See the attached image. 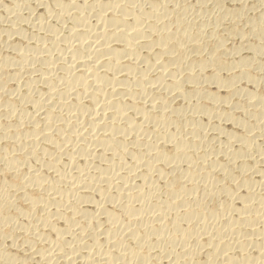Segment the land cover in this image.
<instances>
[{"label":"bare ground","instance_id":"obj_1","mask_svg":"<svg viewBox=\"0 0 264 264\" xmlns=\"http://www.w3.org/2000/svg\"><path fill=\"white\" fill-rule=\"evenodd\" d=\"M0 264H264V0H0Z\"/></svg>","mask_w":264,"mask_h":264}]
</instances>
